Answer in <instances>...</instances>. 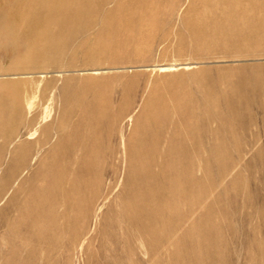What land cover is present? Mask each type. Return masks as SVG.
Masks as SVG:
<instances>
[{
	"label": "rangeland",
	"instance_id": "obj_1",
	"mask_svg": "<svg viewBox=\"0 0 264 264\" xmlns=\"http://www.w3.org/2000/svg\"><path fill=\"white\" fill-rule=\"evenodd\" d=\"M80 2L0 0V264H264L248 3Z\"/></svg>",
	"mask_w": 264,
	"mask_h": 264
},
{
	"label": "bare ground",
	"instance_id": "obj_2",
	"mask_svg": "<svg viewBox=\"0 0 264 264\" xmlns=\"http://www.w3.org/2000/svg\"><path fill=\"white\" fill-rule=\"evenodd\" d=\"M243 1L247 2L248 4H247L246 8H243L238 13H236V16L246 20L247 24L245 25L246 26L245 30L247 32L251 33L252 35H255V37L258 39L264 40V0H229V3L232 5L235 3H242ZM25 2L28 5L27 10H30V12H32L35 15V19L37 21L41 20L43 17H41L39 15V13H37L38 9L34 8V6H37V5H40L43 3H49V4L56 5L57 8H55L54 11H52L51 13L61 15L63 18V21L65 23H69L71 18H73L71 16V14H69V11H68L66 5L68 3H76L77 5L79 4L78 6H80V3H81L80 0H25ZM22 12H24L23 8H22ZM82 15L80 14V12H78V14L75 16H76V18H79V19L84 17L85 18L84 20H86V19H89V17L92 16L93 13L87 14L86 12H84ZM9 17H11V16L6 15L5 17H2L0 19V34L5 33V32L10 33L12 31H14L15 29L19 28L17 17H12V18H9ZM47 22H48V20H47ZM47 22L45 21V23H47ZM4 24H8L9 26L5 27V26H3ZM44 27H46V26H44ZM47 32H49V30ZM79 35H80V33H79ZM45 44H47V43H45ZM47 46H49V45H47ZM61 46H64V45L62 44ZM29 60H31V59H29ZM95 109H97V108H95V107L92 108V110H95ZM134 208H130L129 210H127L126 214H127V216H129L131 218V224L133 225V227H135V228L138 227L139 233H140V235H142L144 230H145V228L141 225L142 215L143 216L146 215V216L151 218L154 214H156L157 209L151 210V209H142V208H138V209L135 208L134 209Z\"/></svg>",
	"mask_w": 264,
	"mask_h": 264
}]
</instances>
